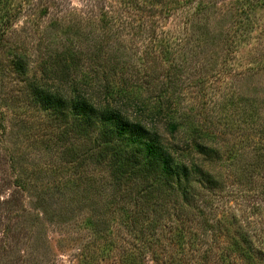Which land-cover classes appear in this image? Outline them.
Returning a JSON list of instances; mask_svg holds the SVG:
<instances>
[{
	"label": "rangeland",
	"instance_id": "obj_1",
	"mask_svg": "<svg viewBox=\"0 0 264 264\" xmlns=\"http://www.w3.org/2000/svg\"><path fill=\"white\" fill-rule=\"evenodd\" d=\"M78 61L167 100L182 129L157 132L202 181L79 167L97 131L38 95L78 88ZM0 264H264V0H0Z\"/></svg>",
	"mask_w": 264,
	"mask_h": 264
},
{
	"label": "trees",
	"instance_id": "obj_2",
	"mask_svg": "<svg viewBox=\"0 0 264 264\" xmlns=\"http://www.w3.org/2000/svg\"><path fill=\"white\" fill-rule=\"evenodd\" d=\"M200 11L204 13L200 12L202 15L200 14L201 17L198 20V29L196 32L191 30L194 33L190 35L195 38L197 44L209 41L207 31L205 28L202 29V24L207 25L210 15L206 12L207 10ZM244 12L247 14V20L251 21L249 18L251 9ZM241 25L243 24L240 22ZM186 34L187 32H184V35ZM160 41L164 44L162 46L171 44L170 40L167 41L164 38ZM172 43L176 45L175 42ZM79 64L78 61V88L73 85V81H70L72 84L69 83L70 87L64 88L66 90L63 94L51 92L45 87H42L43 90H40L38 94L41 101L50 107L64 106V100H71L69 107L75 116L74 127L78 130V134L81 132L87 136L88 130L97 131L92 138L93 147L81 154V160L78 161L79 167L85 163L92 167L106 163V166H109L114 173L116 184L119 185L131 183L136 178H149L154 175L160 181L161 179H165V182L174 180L178 183V187H182L184 182L198 175L200 177L198 180L202 181L200 170L195 166H185L169 154L167 145L163 144L157 132L155 125L162 121H165L166 133L172 137L179 134L182 129V125L180 126L177 120L166 111L167 100L163 104L160 103L161 98L151 100L142 98V86L136 84L119 86L115 82L105 80L104 85L100 87L96 86L97 77L92 86L89 77L82 73V66ZM67 77H70V71L64 74L66 80ZM104 77L105 75L102 79ZM66 91L71 96L69 99L65 96ZM193 124L190 123V126L195 135H200L201 130ZM192 144L194 148H197L198 155L208 156L209 152L203 148L202 142L193 141ZM10 202L5 200L4 204L8 205Z\"/></svg>",
	"mask_w": 264,
	"mask_h": 264
}]
</instances>
